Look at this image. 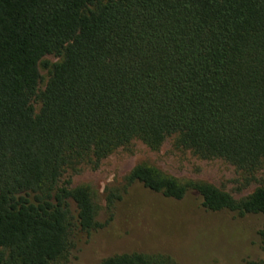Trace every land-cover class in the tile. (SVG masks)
<instances>
[{
	"label": "trees",
	"instance_id": "trees-1",
	"mask_svg": "<svg viewBox=\"0 0 264 264\" xmlns=\"http://www.w3.org/2000/svg\"><path fill=\"white\" fill-rule=\"evenodd\" d=\"M48 55L60 61L40 91ZM170 138L264 171V0H0V264H63L101 227L90 189L61 184L67 167ZM125 184L264 217V187L236 200L144 164ZM99 264L177 263L130 252Z\"/></svg>",
	"mask_w": 264,
	"mask_h": 264
},
{
	"label": "rangeland",
	"instance_id": "rangeland-1",
	"mask_svg": "<svg viewBox=\"0 0 264 264\" xmlns=\"http://www.w3.org/2000/svg\"><path fill=\"white\" fill-rule=\"evenodd\" d=\"M59 61L53 55L41 59L40 91L51 66ZM34 105L37 112L39 105ZM142 164L180 183L209 184L236 200L264 187V171L251 175L221 159H201L177 147L173 138L156 149L133 140L98 164L77 161L65 169L61 184L69 181L71 188L90 189L101 227L90 235L78 234L63 264H99L130 252L169 255L177 264H264V245L258 236L262 215L207 212L194 192L172 201L140 185L127 187L126 177Z\"/></svg>",
	"mask_w": 264,
	"mask_h": 264
}]
</instances>
